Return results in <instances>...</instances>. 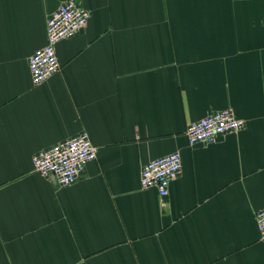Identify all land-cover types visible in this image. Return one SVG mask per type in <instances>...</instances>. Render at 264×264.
I'll list each match as a JSON object with an SVG mask.
<instances>
[{
    "label": "crops",
    "instance_id": "crops-1",
    "mask_svg": "<svg viewBox=\"0 0 264 264\" xmlns=\"http://www.w3.org/2000/svg\"><path fill=\"white\" fill-rule=\"evenodd\" d=\"M65 0H0V264H264V0H79L87 25L40 84L29 58ZM232 109L239 131L190 145ZM82 131L97 147L58 186L33 156ZM179 150L169 194L143 165Z\"/></svg>",
    "mask_w": 264,
    "mask_h": 264
},
{
    "label": "built area",
    "instance_id": "built-area-1",
    "mask_svg": "<svg viewBox=\"0 0 264 264\" xmlns=\"http://www.w3.org/2000/svg\"><path fill=\"white\" fill-rule=\"evenodd\" d=\"M91 16L90 9L79 0H65L47 19V39L41 48L29 58L32 81L40 84L61 68L58 43L73 37L84 28ZM245 120L238 118L230 108L215 110L191 122L186 135L190 145L210 143L219 136L239 131ZM97 147L90 134L82 131L33 156L34 170L53 179L58 186L75 183L85 170L87 163L96 158ZM183 171V159L179 150L151 159L143 165L141 186L156 187L161 196L169 194L171 182ZM256 222L264 237V207L256 213Z\"/></svg>",
    "mask_w": 264,
    "mask_h": 264
}]
</instances>
